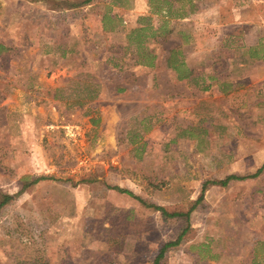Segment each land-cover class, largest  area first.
I'll return each mask as SVG.
<instances>
[{
    "label": "rangeland",
    "instance_id": "obj_1",
    "mask_svg": "<svg viewBox=\"0 0 264 264\" xmlns=\"http://www.w3.org/2000/svg\"><path fill=\"white\" fill-rule=\"evenodd\" d=\"M237 3L0 0V264H264V169L203 193L264 165V0Z\"/></svg>",
    "mask_w": 264,
    "mask_h": 264
},
{
    "label": "trees",
    "instance_id": "obj_2",
    "mask_svg": "<svg viewBox=\"0 0 264 264\" xmlns=\"http://www.w3.org/2000/svg\"><path fill=\"white\" fill-rule=\"evenodd\" d=\"M145 30H147V29H145ZM0 49L3 50L2 45H0ZM250 54H251V56H250L251 59H256V60L264 59V57H260L257 54L256 49H251ZM154 59H155L154 56H152V55L148 56L147 57L148 63L146 65L153 68L155 66L154 65V62H153ZM171 60L172 59H170L168 61V64L170 65V67L172 69H174L175 71H177V73H178V79L179 80H181V79H191V78L193 79V77H194L193 72L192 71H189L185 67V63L184 62L180 63L179 67H176ZM204 90H208V88H205ZM263 169H264V165H263L262 169H260L257 173L252 174V175H247V176L230 175V176L226 177L222 181H211V182H207V183L204 184L203 193L206 191V188L209 185H217V186L226 187L231 182H234V181H245V180H249V179H255L258 176H260V174L262 173ZM42 180H43V178L35 179L32 184L33 185L34 184H37V183L41 182ZM27 188H28V185H23V188H22L21 191L23 192ZM114 190H117L120 193H124V194H128L130 196H133L135 199H137L138 201H140V203L142 205L147 206L148 208H153L154 210L161 212L164 216H166L168 218H180V217H188L189 216V213H187V214H184V213H168L163 207H159V206H156V205H149L145 201H143L140 197L134 196L133 193L130 192V191H128V190L120 189L118 187H115ZM15 197L16 196L10 195V194H3V195H1V197H0V214H1V212L8 205L12 204L15 201ZM199 200H201V199H199ZM179 240H181V239L179 238ZM178 243H179V241H177L175 243H168V244H166L161 249L160 253L158 254V256L156 257V259L154 260L153 264H161V262H162V260H163V258L165 256L167 250L169 248L173 247V246H176Z\"/></svg>",
    "mask_w": 264,
    "mask_h": 264
},
{
    "label": "crops",
    "instance_id": "obj_3",
    "mask_svg": "<svg viewBox=\"0 0 264 264\" xmlns=\"http://www.w3.org/2000/svg\"><path fill=\"white\" fill-rule=\"evenodd\" d=\"M239 5H241V3L240 4H238L237 3V0H233V6L234 7H236V9H239L240 7H239ZM238 7V8H237ZM191 15L193 16V14H192V12L190 11V13H189V15L188 16H184V18H183V21L184 22H188L189 21V18L188 17H191ZM159 30V29H158ZM189 35V34H188ZM188 35H185L184 36V38L185 39H188L189 38V36ZM243 37V35L242 34H239V33H235V35H230V36H227L226 35V37L225 38H222L221 40L222 41H224V42H233L232 40H237V39H240V38H242ZM245 37H246V35H245ZM196 38H198V36H196ZM250 38H251V35L250 36H248V37H246L245 38V40L246 41H248V40H250ZM193 40V39H192ZM242 40V39H241ZM256 40H258V41H256ZM255 41H253V40H251V41H253V43L251 44V45H247L248 46V48H250V51H251V49H257L256 48V46L258 45V43H259V41L261 40V38L259 39V38H257ZM256 52H257V50H256ZM185 55V54H184ZM250 57V56H249ZM259 60H256V59H251L250 58V60H249V63L250 64H255L256 62H258ZM248 63V64H249ZM249 64V65H250ZM241 66H243L242 64H241ZM245 69V68H244ZM259 69V68H258ZM253 80L255 81V83H262V84H264V76L263 75H261V74H259V75H255L254 77H253Z\"/></svg>",
    "mask_w": 264,
    "mask_h": 264
}]
</instances>
